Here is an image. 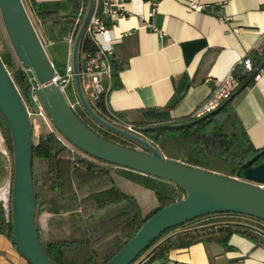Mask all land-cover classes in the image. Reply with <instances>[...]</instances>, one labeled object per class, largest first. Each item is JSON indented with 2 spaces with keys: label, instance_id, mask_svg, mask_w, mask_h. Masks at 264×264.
Masks as SVG:
<instances>
[{
  "label": "crops",
  "instance_id": "obj_1",
  "mask_svg": "<svg viewBox=\"0 0 264 264\" xmlns=\"http://www.w3.org/2000/svg\"><path fill=\"white\" fill-rule=\"evenodd\" d=\"M22 1L39 26L53 66L65 62V39L69 36L58 40L52 21H40L34 10L66 16L70 12L67 0ZM116 2L121 3L120 15L106 35L113 72L103 79L104 96L94 105L101 102L105 113L111 112L141 130L188 122L192 111L210 92L209 78L225 77L237 67L243 69L240 62L246 56L255 67L264 59V0ZM192 5L199 8L195 10ZM94 6L100 7L99 0ZM261 70V78L256 82L253 79L252 85L229 104L255 149L264 147V67ZM210 160L215 159H209L207 166L187 165L207 170ZM136 197L146 208L156 203L153 192L147 189L138 191ZM218 224L244 225L264 234V222L256 218L210 214L170 230L147 250V255L158 243L179 233ZM147 255L137 264H264V245L239 233L215 231L151 260ZM0 264H30L1 233Z\"/></svg>",
  "mask_w": 264,
  "mask_h": 264
},
{
  "label": "trees",
  "instance_id": "obj_2",
  "mask_svg": "<svg viewBox=\"0 0 264 264\" xmlns=\"http://www.w3.org/2000/svg\"><path fill=\"white\" fill-rule=\"evenodd\" d=\"M67 2L70 12L66 16H61L56 12L37 11L36 9L34 11L40 21H52L57 29L58 40L72 34L74 44L88 9L89 0H67ZM96 12L104 27L110 29L112 22L102 15L99 9ZM1 37L0 30V39ZM84 49H91V46L83 35L78 48V69H80V53ZM1 56L8 60L6 68L10 71V77L23 99L29 86L22 71L12 63V54L5 44H2ZM262 58H259V63ZM111 61L113 62V60ZM2 63H5L3 59ZM111 72H113L112 69ZM234 74L240 83L235 96L246 87L251 86L253 78H249L251 72L243 71L240 67L235 69ZM87 101L100 117L109 121L101 102L95 106L89 100ZM230 102L231 99L227 100L217 111L199 119L189 118L188 122L184 123L160 125L154 131L146 132L145 135L152 140V144L160 153H162L161 148L166 149L170 142H174L176 156L182 155L184 163L207 166L209 159H215L223 163L231 175H236L244 163L260 152L262 154L254 162V165L264 162V147L255 149L249 143L236 113L229 108ZM75 113L95 133L112 141L91 128L77 112ZM83 113L89 116L84 109ZM29 122L33 139L32 165L35 159L47 161V170L41 177V183L45 187V197L43 200L40 199L39 194L35 191L36 209L47 211L46 204L61 203L66 212L73 216L64 221L51 223L49 239L46 242L41 238L37 228L43 251L57 264L105 263L134 236L152 215L186 195L185 191L175 183L99 161L82 151L81 153L71 151L59 140L57 133L45 129L41 120L32 117L29 118ZM93 122L95 121L93 120ZM37 123L42 127V130L35 139L33 132ZM95 124L101 130L108 131L98 123L95 122ZM0 131L11 159L10 131L1 115ZM142 148L146 151L144 147ZM11 182L12 180H10V187ZM35 185L34 179V187ZM141 189L153 192L156 198L154 206L146 208L140 204L136 194ZM88 220L91 222L88 223ZM172 229L174 228L167 230L158 239L150 242L140 255ZM215 231H224L226 235L239 233L264 245V234L250 227L238 224H218L185 231L173 238H168L158 243L149 252L147 258L151 260L162 256L172 247L188 246ZM0 233L4 234L14 245L11 217L9 220L5 218L1 202Z\"/></svg>",
  "mask_w": 264,
  "mask_h": 264
},
{
  "label": "water",
  "instance_id": "obj_3",
  "mask_svg": "<svg viewBox=\"0 0 264 264\" xmlns=\"http://www.w3.org/2000/svg\"><path fill=\"white\" fill-rule=\"evenodd\" d=\"M94 5L95 0H89L72 48L77 98L84 111L101 127L141 145L146 151H138L104 139L76 115L63 91L53 81L54 66L22 0H0V15L20 64L34 76L38 85V97L48 117L68 142L94 159L175 183L185 191V197L152 215L134 236L103 264H131L150 242L158 239L167 230L205 215L233 213L264 222V187L261 186L264 185V162L254 165L262 152L244 163L237 171L236 178L226 177L166 158L145 138L111 124L92 109L81 88L78 48ZM263 67L264 59L257 68ZM254 74L255 72L249 78L252 79ZM0 115L9 127L12 141L9 204L13 243L30 264H57L43 251L35 223L33 139L29 118L22 98L1 59ZM156 128L146 127L142 130L149 132Z\"/></svg>",
  "mask_w": 264,
  "mask_h": 264
},
{
  "label": "built area",
  "instance_id": "obj_4",
  "mask_svg": "<svg viewBox=\"0 0 264 264\" xmlns=\"http://www.w3.org/2000/svg\"><path fill=\"white\" fill-rule=\"evenodd\" d=\"M99 5L100 7L98 8V4L95 6L83 34L84 38L89 42L91 49H84L81 51L79 69V78L82 91L86 99L89 100V102L93 105L97 101L101 100V98L104 96L105 86L103 85V79L110 76V58L112 56V50L108 44V41H106V35L108 34L109 29L104 27V24L97 15L96 10L99 9L101 14L108 18L113 25L120 15L118 10L121 8V3H117L116 0H99ZM192 6L195 10L199 8L195 5ZM69 39L70 41H73L72 34L69 35ZM240 65L247 72H255L253 77L255 82L261 78L262 70L255 67L249 56L244 57L241 60ZM17 68L22 71L24 79L29 86L25 97L22 99L28 118L36 117L41 120L44 126L48 128L49 131L57 133V137L62 141L63 136L60 137V133H58L57 129L51 122L38 97V85L32 72L29 69L22 67V65L21 67L17 66ZM6 70L10 75V71H8L7 68ZM23 70L26 72L24 73ZM72 76L74 79V72H72ZM208 80L211 83L210 92L208 96L192 111L189 116L190 119H199L217 110L223 103L229 100L236 93L240 85L239 80L235 76L234 72L229 73L222 78H209ZM53 81L63 91V87L68 82V79L58 75L55 71ZM106 118L111 124L132 134L143 137L147 141L153 143L151 139L145 137L142 130L136 125L122 122L111 112L107 113ZM261 186L264 187V185ZM10 191L11 187L9 183L5 188V196L0 197V202L3 206L5 218L7 220L10 218Z\"/></svg>",
  "mask_w": 264,
  "mask_h": 264
},
{
  "label": "rangeland",
  "instance_id": "obj_5",
  "mask_svg": "<svg viewBox=\"0 0 264 264\" xmlns=\"http://www.w3.org/2000/svg\"><path fill=\"white\" fill-rule=\"evenodd\" d=\"M27 12L30 16V19L40 37V39L42 40L43 45L45 46V43L39 33V26L37 24V22L35 21L33 14L29 11V9H27ZM0 30L2 32V37L0 39V50L2 48V44H5L7 46V48L9 49V51L12 54V63L14 64L15 67L20 66L21 64L11 46V43L9 41V38L7 36L5 27L3 25L2 19H1V15H0ZM65 42L68 46V50H67V54H66V59L65 62L63 63H57L54 67L55 71L57 72L58 75L67 78L68 82L66 83V85L63 87V93L69 103V105L72 107V109L74 110V112H77L81 118L94 130H96L97 132L107 136L110 140H112V142H115L119 145H123V146H127L129 148H133L135 150L138 151H144L142 147L138 146L136 143L126 139V138H122L116 134H113L112 132L109 131H104L101 130L100 127L98 125L95 124V122H93V120L87 116L86 114L83 113V109L81 108V105L77 99V95H76V91H75V86H74V79L72 76V48H73V41H70L69 38L65 39ZM0 59L4 60L5 63L4 65L7 66L8 65V60H5L2 56L0 57ZM23 72L25 73L26 71L23 70ZM45 129L47 131L48 128L45 127ZM42 130V127L40 125H37L34 127V138H37V135L39 134V132ZM59 133V132H58ZM61 135V134H60ZM0 136H1V143H2V149H0V191L4 190L8 184L10 183L11 180V159H10V155H9V151L7 149L6 143L4 142L3 139V135L0 131ZM62 137V135L60 136ZM62 141L65 144L66 147H68V149H70L71 151L74 152H80L81 151L79 149H77L76 147H74L70 142H68L64 137H62ZM161 151L163 153V156H165L166 158H170L172 160H176L178 162H183V156L177 157V151L174 145V142H170L167 146L166 149L161 148ZM83 153V152H82ZM209 169H207L210 172H214L226 177H231V178H236L235 175H229V173L226 171V168L223 166L222 163L215 161V160H210L209 162ZM47 170V161L43 160V159H35L33 162V176L34 179L36 181V185H35V191L39 194V198L40 199H44L45 197V187L42 185L41 183V177L43 176V174L46 172ZM242 181H245L243 179H239ZM46 208L47 211H41L36 209V215H35V223H36V227L39 229V234L41 236V238L43 239V241H47L49 239V235H50V224L53 222H59V221H64L67 220L71 217H73L71 214L67 213L64 205L61 203H48L46 204ZM76 216V215H74ZM91 222V220H88V223ZM184 226V225H183ZM174 230V229H173ZM169 233V232H168ZM147 255V251L144 252L142 255H140V257H138L133 263L131 264H137L139 262V260H142L146 257Z\"/></svg>",
  "mask_w": 264,
  "mask_h": 264
},
{
  "label": "bare ground",
  "instance_id": "obj_6",
  "mask_svg": "<svg viewBox=\"0 0 264 264\" xmlns=\"http://www.w3.org/2000/svg\"><path fill=\"white\" fill-rule=\"evenodd\" d=\"M1 136H0V149H2V143H1ZM5 196V189L0 191V197Z\"/></svg>",
  "mask_w": 264,
  "mask_h": 264
}]
</instances>
